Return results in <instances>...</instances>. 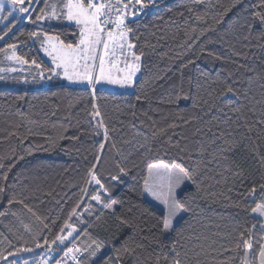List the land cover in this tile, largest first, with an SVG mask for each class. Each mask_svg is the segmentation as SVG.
Segmentation results:
<instances>
[{"label": "trees", "instance_id": "obj_1", "mask_svg": "<svg viewBox=\"0 0 264 264\" xmlns=\"http://www.w3.org/2000/svg\"><path fill=\"white\" fill-rule=\"evenodd\" d=\"M231 3L232 0H158L149 6L153 7L150 14L145 9L143 17L134 20L132 26L139 37L138 40L133 38L137 45L135 50L137 53L143 51L144 56L133 91L118 93L96 89L94 102L110 129L108 141L104 140L103 130L96 128L90 115L93 110L91 89L68 85L37 89L0 86V163L5 165L0 169V176L5 172L8 175V180L0 179V184L10 186L0 196V250L7 249L9 242L16 247L27 243L34 249L10 257V260L29 264L48 250L47 245L35 248L34 239L43 243L45 238L51 241L59 233L64 219L81 197L80 189L87 187L85 173L94 162L101 143L104 144L99 168L102 176L116 172V163L123 162L120 153L128 157L129 177L112 189V195L120 201L115 206L116 215L132 226L122 224L115 216H110L108 210L102 221H95V216L87 213H84V224L73 218L71 222H76L81 230L92 222L88 232L93 238L108 242L94 258L95 264L109 261L114 255L113 245L119 247L125 240L132 247L144 246L136 248L144 264H151L157 256L167 253V249L160 250L154 242L156 229L152 225L156 221L144 211L150 202L139 195L142 176L146 174L145 162L157 158L174 157L186 167L198 166L197 179L209 193L206 199L197 197L191 201L194 214L185 215L187 224L180 222L184 229L181 243L186 245L181 251L188 252L192 264H196V260L201 264H226L228 258L235 255L224 249L231 247L228 234L237 225L251 228L255 224L256 239L264 234L260 231V219L232 206L234 201L243 200L247 204L251 200H245L240 193L253 182H259L264 173L261 163L264 159V124L259 122L264 119V88H261L264 85V47L245 48L247 42L238 39L243 31L237 17L243 15V9L251 10L253 0H243L232 11L221 15ZM215 20L221 22L217 24ZM11 23L15 27L0 40V49L10 43L17 44V54L29 61L26 65L39 74L40 69L31 64L36 60L45 70L44 76H49L51 73L47 69L51 65L41 56L36 40L30 39L28 33L43 27L50 33L63 32L65 38L72 39L70 34L74 29L71 26H38L19 18L12 19ZM209 25L213 30L205 31ZM8 27H0V35ZM252 44H256L255 39ZM232 45H235L234 50ZM201 48L224 59L217 60L207 52L201 54ZM234 51L247 52L248 58L241 59ZM190 60L193 62L188 63ZM233 61L245 67L238 68ZM228 86L237 90L238 99L230 94L219 95ZM177 94L181 98L176 103H169ZM138 95L142 97L139 101ZM228 117H232V121L225 124ZM185 120H191V123L185 124ZM171 123L179 125L174 130L169 129V134L172 140H179L185 147L184 153L178 154L175 148L161 140L151 139L154 128L167 127ZM217 124L230 133L229 139L241 142L237 151L230 155L242 166L243 179L225 173L228 177L225 181L218 175L222 171L218 163L223 162L208 163L211 159L208 152L222 143L220 140L209 143L213 132L218 131ZM209 128H212L211 132ZM248 128H251L250 132ZM13 132L16 135H10ZM61 136L65 138L60 139ZM145 137L149 138L147 143L152 148L148 156H144L145 150L139 147L145 143ZM202 146L207 152H202ZM165 149L169 155H163ZM8 165H14L11 171H8ZM188 190L194 192V186L189 184ZM12 196L24 200V204L49 227L44 228L24 205H9ZM25 225L31 232L25 231ZM79 243H89L82 233ZM56 249L53 245L52 256L60 257L63 251L57 255L54 254ZM195 253L200 255L197 257ZM124 264H135V257L125 256ZM160 264H165L162 258ZM231 264H239V259Z\"/></svg>", "mask_w": 264, "mask_h": 264}, {"label": "snow or ice", "instance_id": "obj_2", "mask_svg": "<svg viewBox=\"0 0 264 264\" xmlns=\"http://www.w3.org/2000/svg\"><path fill=\"white\" fill-rule=\"evenodd\" d=\"M156 3L157 0H51V2L50 0H0V20L7 21L9 17L13 20L19 18L38 26L50 24L52 21L66 22L74 29L70 34L72 39L65 38L63 32L50 33L43 27L39 31L28 33V36L30 39L40 42L41 51L51 60V66L47 69L51 73L47 77L48 79L57 76L70 83H86L88 85L93 99V110L90 115L95 121L96 128L103 130L104 140L108 141L110 129L105 123L99 106L94 102L97 85L107 84L120 88H133L136 85V76L140 71V62L144 52L137 53L135 50L137 45L133 38L138 40L139 37L136 35L132 23L146 8ZM241 3L243 0H232V3L224 8L221 15L232 11ZM41 4L42 6H40ZM6 6L7 15H4ZM242 13V16L237 17L238 26L243 31V35L238 39L247 42L244 44L245 48L264 47V0H253L251 10L245 8ZM197 19L201 18L197 17ZM220 22L215 20L217 24ZM12 27L15 25L13 24ZM12 27H8L0 35V40H3L12 31ZM211 30L213 27L209 25L205 31ZM253 39L256 40L255 45L252 44ZM232 48L234 50L235 45H232ZM16 49L17 44L10 43L6 48L0 49V52L3 53L6 60L14 64H29L27 59L17 54ZM205 52L217 60L224 59L216 53L201 48V54ZM234 54L240 56L241 59L246 60L248 58L247 52L234 51ZM192 62L191 60L188 61V63ZM233 63H237L238 68L245 67L244 64L237 61H233ZM31 64L40 69L39 75L44 78L45 70L41 68V65L36 60H32ZM17 70L11 66L0 67V73ZM251 70L249 69V71ZM4 78L0 76V79ZM261 88H264V85H261ZM229 94L239 98L237 90L231 86L225 87L219 95L224 97ZM180 98V95L177 94L174 99L169 100V103H176ZM136 99L139 101L142 97L138 95ZM184 99H188V97L184 96ZM232 111L239 110L232 109ZM180 119L183 120V117ZM231 121L232 117H228L225 124ZM259 122L264 124V119ZM184 123H191V120H185ZM178 126L176 123H171L167 127L154 128L151 139L161 140L168 147L175 148L178 154L184 153L185 147L180 144L179 140H172V136L169 134V129L174 130ZM215 127L218 131L213 132V139L209 143L215 144L216 140H220L222 143L208 152L211 157L208 163L223 162L222 164L218 163V167L222 168L218 175L222 176L225 181L228 178L225 173H230L234 178L243 179L244 170L242 166L230 155L237 151L241 142L229 139L230 133L221 129L219 124ZM208 131L211 132L212 128H209ZM248 131L250 132L251 128H248ZM29 134H32L31 130H29ZM10 135H16V133L13 132ZM64 138V136L60 137V139ZM71 138L75 139L76 137ZM148 140L149 138L145 137V143L139 145L145 150L144 156H148L152 152V148L148 146ZM112 147L115 148L116 145L113 143ZM103 150L104 144L101 143L97 150L98 154L94 157V162L91 163L85 173L84 184L87 187L80 189L81 197L72 206L67 218L64 219L59 233L51 241L45 238L43 243L39 239H34L35 248H42L47 245L48 250L52 251L53 245H56L58 249L63 246V257L56 260L55 264H68L69 261L71 264H95L94 258L108 245L107 241L93 238L88 232V228L93 226L92 222H88L82 230L77 227L76 222L85 223L84 213H87L88 216H95V221H102L105 210H108L110 216H115L122 224H129L126 219L116 215L115 206L120 201L112 195V189L122 183L125 177H129L131 168L127 163L128 157L120 153L123 162L116 163V172L102 176L99 168L103 161ZM201 150L207 152V148L203 146ZM163 155H169L167 149L164 150ZM20 158L23 159V157ZM180 159H183V156H180ZM261 163L264 165V159L261 160ZM145 165L146 174L142 176L139 195L144 196L146 194L152 202H155L154 204L149 203L144 211L155 218L156 222L152 227L156 229L153 235L157 248L168 250L162 257L157 256L151 264H160L161 258L165 264H192V257L188 255V252L181 251L186 245L181 243L184 229L180 226V222L183 221L184 224H187L188 220L185 219V215L194 214L191 201L197 197L206 199L209 195L202 188L201 181L197 179L199 176L198 166L197 168L186 167L174 157L167 160L163 158L147 160ZM132 166H135V162H132ZM4 167L5 165L0 163V169ZM12 167L14 165H8V171H11ZM0 179L6 182L8 180L7 173L5 172L0 176ZM189 184L194 186V192L188 190ZM241 186L243 187L242 184ZM8 187L10 186L0 184V196L7 192ZM89 187H91V192H89ZM228 190L232 191L231 188ZM240 195L245 200L248 198L251 200L247 204L243 200L234 201L233 207L264 218V173L261 174L259 182H253ZM229 199L231 198L229 197ZM14 203L24 205L43 224L44 228L49 227L31 207L24 204V200L12 196L8 200V204ZM157 205L161 207L158 208ZM73 218L76 222H71ZM129 226L132 225L129 224ZM24 227L25 231L31 232L28 225ZM255 228V224L251 228L237 225L228 234L231 237V247L224 250L235 255L229 257L226 264H231L236 259H239V264H264V234L256 239ZM260 231L264 233V222L260 224ZM81 233L87 237L89 243H79ZM142 247L144 246L140 244L132 247L128 240L123 241L119 247L113 245L114 255L105 264H124L125 256L135 257V264H144L136 253V248ZM201 248L203 251V246ZM33 250V247L28 246L27 243L16 247L9 242L7 249L0 250V264H17L15 259L10 260L9 258L17 257L21 252H33ZM199 255L200 253H195V256L198 257ZM24 264H27V261ZM39 264H48V260L42 259ZM196 264H201V261L196 260Z\"/></svg>", "mask_w": 264, "mask_h": 264}, {"label": "rangeland", "instance_id": "obj_3", "mask_svg": "<svg viewBox=\"0 0 264 264\" xmlns=\"http://www.w3.org/2000/svg\"><path fill=\"white\" fill-rule=\"evenodd\" d=\"M6 10H7V6H6ZM4 15H7L6 11H5ZM11 20H12L11 17H9V20H7V21L0 20V27H3V26L4 27H6V26L12 27L13 23L9 24ZM53 22H55V21H52V23H50V26H57ZM59 26H61V25H59ZM12 28H14V27H12ZM36 44H37V47H40V42L38 40H36ZM41 52H43V51H41ZM44 57L48 60L49 64L51 65V60L45 55H44ZM9 66L17 68L18 70L13 71V72L0 73V76L5 77L4 79H0V86H8V87H14V88L22 87V88H26V89H37V88L52 87V86H56V85H68V86H73V87L89 88L86 83H70L69 81H67L61 77H57V76H53L51 79H48L47 77H49L51 74L49 76H46V77L44 76V78H41V76L36 71L32 70L33 69L32 67H30L28 65L14 64V63L6 60L3 53L0 52V67L6 68ZM139 75H140V71L137 73L136 80L139 78ZM97 89H105V90H108L111 92H118V93H131L133 91V88H120L118 86L107 85V84L97 85ZM143 197L148 202L153 203V204L155 203V202H152L150 200V198L147 197L146 194ZM156 207L159 208L161 206L157 205ZM62 249H63V246H60L59 249L57 248L56 250H54V254L58 255Z\"/></svg>", "mask_w": 264, "mask_h": 264}, {"label": "built area", "instance_id": "obj_4", "mask_svg": "<svg viewBox=\"0 0 264 264\" xmlns=\"http://www.w3.org/2000/svg\"><path fill=\"white\" fill-rule=\"evenodd\" d=\"M144 15V12L141 13L138 17L135 19H141ZM63 257V253L61 254L60 257H54L52 256L51 251L47 250L46 252L42 253L40 256H38L33 262L29 264H39L40 260L46 259L48 260V264H55L56 260H59ZM68 264H71V261L68 262Z\"/></svg>", "mask_w": 264, "mask_h": 264}, {"label": "crops", "instance_id": "obj_5", "mask_svg": "<svg viewBox=\"0 0 264 264\" xmlns=\"http://www.w3.org/2000/svg\"><path fill=\"white\" fill-rule=\"evenodd\" d=\"M50 2H51V0H50ZM25 20H23V22H24ZM52 23V22H51ZM55 25H57V26H59V25H61V26H70V25H68L66 22H64V23H58V22H53ZM48 25H50V24H48V23H46V24H44V25H41V26H48ZM38 48V51L40 52V54H41V56L48 62V60L44 57V54H43V52H41V48L40 47H37ZM254 215V214H253ZM255 216V215H254ZM256 218H258V219H260L262 222H264V218H261V217H257V216H255Z\"/></svg>", "mask_w": 264, "mask_h": 264}, {"label": "water", "instance_id": "obj_6", "mask_svg": "<svg viewBox=\"0 0 264 264\" xmlns=\"http://www.w3.org/2000/svg\"><path fill=\"white\" fill-rule=\"evenodd\" d=\"M146 10H147V14H150L152 12V10H153V7H148V8H146Z\"/></svg>", "mask_w": 264, "mask_h": 264}]
</instances>
